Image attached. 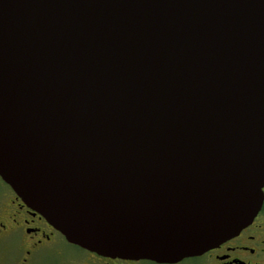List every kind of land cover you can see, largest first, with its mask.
Masks as SVG:
<instances>
[{
    "label": "water",
    "instance_id": "1",
    "mask_svg": "<svg viewBox=\"0 0 264 264\" xmlns=\"http://www.w3.org/2000/svg\"><path fill=\"white\" fill-rule=\"evenodd\" d=\"M0 176L103 256L238 234L264 202V0H0Z\"/></svg>",
    "mask_w": 264,
    "mask_h": 264
},
{
    "label": "flooded vegetation",
    "instance_id": "2",
    "mask_svg": "<svg viewBox=\"0 0 264 264\" xmlns=\"http://www.w3.org/2000/svg\"><path fill=\"white\" fill-rule=\"evenodd\" d=\"M145 261L149 260L103 256L71 243L0 176V264H143ZM169 264H264V202L254 219L238 234L201 254Z\"/></svg>",
    "mask_w": 264,
    "mask_h": 264
},
{
    "label": "rangeland",
    "instance_id": "3",
    "mask_svg": "<svg viewBox=\"0 0 264 264\" xmlns=\"http://www.w3.org/2000/svg\"><path fill=\"white\" fill-rule=\"evenodd\" d=\"M45 264H53V263H45ZM143 264H158V263H154V262L145 261Z\"/></svg>",
    "mask_w": 264,
    "mask_h": 264
}]
</instances>
